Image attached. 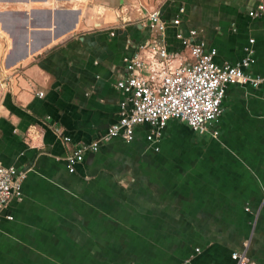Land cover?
I'll use <instances>...</instances> for the list:
<instances>
[{"label":"crops","instance_id":"1","mask_svg":"<svg viewBox=\"0 0 264 264\" xmlns=\"http://www.w3.org/2000/svg\"><path fill=\"white\" fill-rule=\"evenodd\" d=\"M260 3L0 0V159L26 174L22 198L0 215V264H234L246 241L264 264L261 89L227 87L217 139L172 119L155 142L141 125L131 142L86 151L74 173L66 162L119 120L123 59L156 36L142 13L160 8L182 60L176 35L197 29L219 65L251 46L250 72L264 76V13L249 15Z\"/></svg>","mask_w":264,"mask_h":264},{"label":"built area","instance_id":"2","mask_svg":"<svg viewBox=\"0 0 264 264\" xmlns=\"http://www.w3.org/2000/svg\"><path fill=\"white\" fill-rule=\"evenodd\" d=\"M161 3L165 0H159ZM185 9L180 7L179 15L172 25H181ZM264 13V0L249 12L251 17ZM143 20L155 37L124 57L127 77L118 80L114 87L126 94L120 104V118L107 132L90 144H80L70 148L71 138L55 129L64 144L70 148L66 156L67 168L74 173L84 160L86 151H97L102 143L120 137L126 142L135 138L138 126L148 125L147 140L155 142L162 135L172 119L185 122L197 134L218 138L219 122L223 115V100L229 85H249L264 91V76L250 72L255 62L251 46L245 47L246 55L234 64L219 65L215 57L217 50L207 46L199 37L197 29H190L187 35L178 31L176 37L189 52V58L182 60L181 54L171 52L166 44L165 31L168 24L161 17L160 8L146 11ZM112 35H114L112 33ZM254 40H250V44ZM179 61L178 65L175 62ZM40 97L44 92H38ZM25 172L14 166H5L0 159V215L13 199L22 198V182ZM249 210V209H248ZM13 219L12 216H7ZM248 241L243 250L234 251V264H255L247 255Z\"/></svg>","mask_w":264,"mask_h":264}]
</instances>
